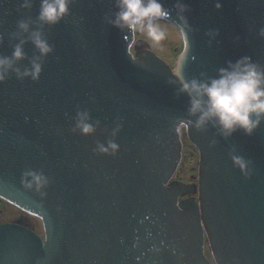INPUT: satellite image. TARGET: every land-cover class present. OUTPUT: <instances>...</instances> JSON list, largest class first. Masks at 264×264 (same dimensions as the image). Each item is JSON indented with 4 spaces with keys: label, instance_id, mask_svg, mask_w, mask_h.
<instances>
[{
    "label": "water",
    "instance_id": "1",
    "mask_svg": "<svg viewBox=\"0 0 264 264\" xmlns=\"http://www.w3.org/2000/svg\"><path fill=\"white\" fill-rule=\"evenodd\" d=\"M28 2L0 0V57L23 41L0 81V197L39 217L43 234L0 224V264H264V117L250 136H224L214 120L198 129L180 90L243 57L264 71V0H159L169 15L158 20L186 33L173 69L132 56L134 32L111 23L117 0H71L54 25L38 19L42 0ZM34 61L37 79L18 75ZM181 123L198 152L195 189L171 182ZM29 172L46 181L39 191L24 186ZM193 191L197 201L180 199Z\"/></svg>",
    "mask_w": 264,
    "mask_h": 264
},
{
    "label": "clouds",
    "instance_id": "2",
    "mask_svg": "<svg viewBox=\"0 0 264 264\" xmlns=\"http://www.w3.org/2000/svg\"><path fill=\"white\" fill-rule=\"evenodd\" d=\"M70 2L71 0H42L38 19L49 25L56 24L68 13ZM22 6L29 7L28 0H25ZM117 7L119 11L116 13V18L111 21L114 26L127 27L132 32H143L146 29L147 36L154 42L164 39V31L154 21L167 18L169 13L162 7L159 0H117ZM178 7L184 11L183 6L178 5ZM215 7L219 9L221 5L217 3ZM185 27H187L186 22ZM19 28L26 32L28 25L20 22ZM176 29L181 40L186 41L184 30L178 27ZM260 35L264 36V29L261 30ZM30 39L42 56L51 51L39 32H33ZM22 44L23 41L15 46L11 58L0 57V81H3L7 71L12 68L13 62L22 58ZM16 71L18 75H31L35 80L39 76L41 66L34 61L30 72L25 70L20 74L18 70ZM176 74L179 75L178 70H176ZM180 90L187 92L192 98L190 114L199 113L195 122V127L198 129L202 128L209 120H214L224 136L231 135L237 129L250 136L258 127L260 119L264 117V71L250 63L249 57H243L235 64H230L229 69H221L219 78L212 79L208 83L181 79ZM78 115L80 119L76 125L77 128L83 134L91 133L94 130L93 127L84 122L86 114ZM180 128L183 130L185 125L181 123ZM116 147L113 143L109 144V148L113 151ZM99 150L107 151L103 146H100ZM233 160L241 169L245 168V163L240 158L233 157ZM24 175L32 178L27 183L22 181L26 188H31L35 184L39 191L46 183L42 176L34 173L29 172Z\"/></svg>",
    "mask_w": 264,
    "mask_h": 264
},
{
    "label": "rangeland",
    "instance_id": "3",
    "mask_svg": "<svg viewBox=\"0 0 264 264\" xmlns=\"http://www.w3.org/2000/svg\"><path fill=\"white\" fill-rule=\"evenodd\" d=\"M154 23L164 31V39L159 42H154L147 36L146 29L143 32L136 31L134 32V41L130 52L135 57L140 51H150L164 61L170 69H173L176 57L183 47L182 40L178 35L177 29L171 24L162 20H155ZM180 138L183 146L182 159L172 182L186 186H194L195 189L197 185L198 152L187 140L184 129L180 131ZM185 197L197 201L196 191L191 192ZM2 223H19L40 236L43 234L42 225L38 219L0 200V224ZM204 253L207 259L212 262L206 245L204 247Z\"/></svg>",
    "mask_w": 264,
    "mask_h": 264
},
{
    "label": "bare ground",
    "instance_id": "4",
    "mask_svg": "<svg viewBox=\"0 0 264 264\" xmlns=\"http://www.w3.org/2000/svg\"><path fill=\"white\" fill-rule=\"evenodd\" d=\"M0 199H1V200H3V201H5V202H7V203H9V204H11V205H13L14 207H16V208H17V209H19L20 211H22V212H24V213L28 214L29 216H31V217H34V218L38 219V220L41 222V219H40L39 217H37V216H35V215H32V214H30V213H27V212L23 211L22 209L18 208V207H17V206H15L14 204H12V203H10V202H8V201L4 200V199H3V198H1V197H0ZM41 225H42V223H41Z\"/></svg>",
    "mask_w": 264,
    "mask_h": 264
},
{
    "label": "flooded vegetation",
    "instance_id": "5",
    "mask_svg": "<svg viewBox=\"0 0 264 264\" xmlns=\"http://www.w3.org/2000/svg\"><path fill=\"white\" fill-rule=\"evenodd\" d=\"M172 182V181H171ZM172 183H175V182H172ZM181 200H183V199H188L187 197H185V196H183V197H181L180 198ZM1 200V199H0Z\"/></svg>",
    "mask_w": 264,
    "mask_h": 264
}]
</instances>
